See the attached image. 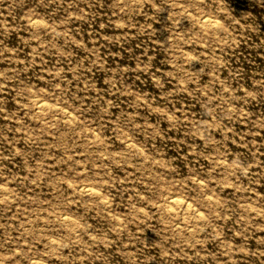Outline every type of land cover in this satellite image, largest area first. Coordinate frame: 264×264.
<instances>
[{
	"label": "clouds",
	"instance_id": "1",
	"mask_svg": "<svg viewBox=\"0 0 264 264\" xmlns=\"http://www.w3.org/2000/svg\"><path fill=\"white\" fill-rule=\"evenodd\" d=\"M0 264H264V0H0Z\"/></svg>",
	"mask_w": 264,
	"mask_h": 264
},
{
	"label": "rangeland",
	"instance_id": "2",
	"mask_svg": "<svg viewBox=\"0 0 264 264\" xmlns=\"http://www.w3.org/2000/svg\"><path fill=\"white\" fill-rule=\"evenodd\" d=\"M161 35H163V33H161ZM115 51V49H114ZM244 55H248V53L246 51H244L243 49L241 50V56H244ZM149 236H154V234L150 233Z\"/></svg>",
	"mask_w": 264,
	"mask_h": 264
}]
</instances>
